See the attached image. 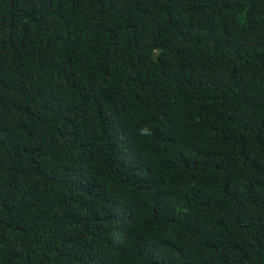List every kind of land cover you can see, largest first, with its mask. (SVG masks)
I'll use <instances>...</instances> for the list:
<instances>
[{
  "label": "trees",
  "instance_id": "obj_1",
  "mask_svg": "<svg viewBox=\"0 0 264 264\" xmlns=\"http://www.w3.org/2000/svg\"><path fill=\"white\" fill-rule=\"evenodd\" d=\"M0 264H264V0H0Z\"/></svg>",
  "mask_w": 264,
  "mask_h": 264
}]
</instances>
